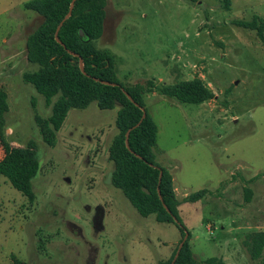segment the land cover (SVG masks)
I'll use <instances>...</instances> for the list:
<instances>
[{
    "label": "rangeland",
    "instance_id": "rangeland-1",
    "mask_svg": "<svg viewBox=\"0 0 264 264\" xmlns=\"http://www.w3.org/2000/svg\"><path fill=\"white\" fill-rule=\"evenodd\" d=\"M30 0H0V87L7 93L4 135L13 146L34 143L39 170L34 199L0 177V264H157L181 239L173 223L141 216L111 183L108 148L116 110L96 102L71 108L53 144L35 115L50 105L23 81L37 69L26 57L27 36L42 18ZM264 20V0H106L96 48L113 57L126 86L152 82L142 102L157 127L156 162L168 169L199 264H258L243 240L264 230V33L236 25ZM199 78L214 98L180 103L156 89ZM251 197L245 201V190Z\"/></svg>",
    "mask_w": 264,
    "mask_h": 264
},
{
    "label": "trees",
    "instance_id": "trees-1",
    "mask_svg": "<svg viewBox=\"0 0 264 264\" xmlns=\"http://www.w3.org/2000/svg\"><path fill=\"white\" fill-rule=\"evenodd\" d=\"M70 2L71 0H30L24 3L26 9L36 12L42 18L26 39L27 60L35 64L37 69L22 74L23 81L31 84L51 107L47 118L38 115L34 117L42 139L49 145L53 144L55 133L71 108L84 109L91 102H96L100 109H114L118 106L115 117L117 133L108 148V159L113 164L111 183L121 190L141 216L153 215L158 222L173 223L183 237L186 228L178 216V206L182 201L200 200L207 189L191 193L183 200L176 197L168 169L155 160L153 147L157 127L142 102V95L153 90L152 82L135 86L121 83L115 74L113 57L94 46L93 41L103 32L106 0H75L69 17L62 22L57 33L61 43L55 40V30L67 14ZM234 23L244 28L256 29L259 37L263 38L264 20H237ZM79 58L83 60L85 73L80 71ZM156 90L180 103L200 104L215 97L199 78L160 85ZM141 107L145 110V116L140 121L143 113ZM7 111V93L0 87V177L4 176L32 202L34 192L31 181L40 167L37 150L32 142L23 147L11 145L4 135ZM139 121V125L128 134L127 148L125 133ZM250 197L251 191L246 189L245 201H249ZM181 239L172 255L157 264H199L189 245V233L172 263ZM243 244L252 260L264 264V230L249 232ZM11 260L13 264H27L14 256H11ZM205 264L224 263L217 257H209Z\"/></svg>",
    "mask_w": 264,
    "mask_h": 264
},
{
    "label": "water",
    "instance_id": "water-1",
    "mask_svg": "<svg viewBox=\"0 0 264 264\" xmlns=\"http://www.w3.org/2000/svg\"><path fill=\"white\" fill-rule=\"evenodd\" d=\"M74 1H75V0H71V2H70V4H69V10H68L67 14L64 16V18L62 19V21L58 24V26H57V28H56V30H55L54 37H55V40H56L57 42H59V43H61V42H60V40H59L58 37H57L58 30H59V28H60L62 22H63L65 19H67V18L69 17V15H70V13H71V10H72V8H73V3H74ZM70 53L73 54V55H76L75 53H72V52H70ZM79 68H80V71H81L82 73H85V71H84L83 60H82L81 58H79ZM100 82L103 83V84H107V85H108V84L115 85V83H111V82H108V81H100ZM125 94H126V96L128 97V99L132 101V98L130 97V95H129L128 93H126V92H125ZM141 109H142L143 113H142V117H141L140 121H141L142 118H144V116H145V110H144V108L141 107ZM140 121H139L138 123H136L134 126L130 127V128L126 131V133H125V145H126L127 148H128V134H129V132H130V130H131L132 128H135V127H137V126L139 125ZM160 178H161V172L159 173V181H160ZM157 192H158V195H159L160 200H162V197H161V195H160V193H159L158 188H157ZM164 207L166 208L165 205H164ZM166 210H168V209L166 208ZM174 221H175L176 223L178 222L175 218H174ZM187 236H188V233L185 231V232H184V236L182 237V239H181V241H180V243H179L178 249H177V251H176V253H175V255H174V258H173V260H172V263H173V261L175 260V258L177 257V255H178V253H179V250H180L181 246L183 245L184 241L186 240Z\"/></svg>",
    "mask_w": 264,
    "mask_h": 264
}]
</instances>
